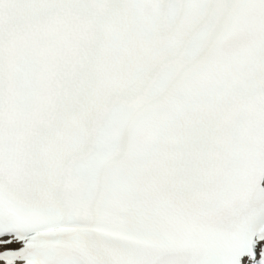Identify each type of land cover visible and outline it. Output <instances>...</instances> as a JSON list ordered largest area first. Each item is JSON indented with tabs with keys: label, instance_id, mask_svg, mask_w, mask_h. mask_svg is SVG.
Wrapping results in <instances>:
<instances>
[{
	"label": "snow or ice",
	"instance_id": "6c2138e0",
	"mask_svg": "<svg viewBox=\"0 0 264 264\" xmlns=\"http://www.w3.org/2000/svg\"><path fill=\"white\" fill-rule=\"evenodd\" d=\"M0 264H264V0H0Z\"/></svg>",
	"mask_w": 264,
	"mask_h": 264
}]
</instances>
